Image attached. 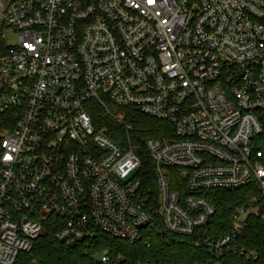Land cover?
<instances>
[{"label": "built area", "instance_id": "2783aa9c", "mask_svg": "<svg viewBox=\"0 0 264 264\" xmlns=\"http://www.w3.org/2000/svg\"><path fill=\"white\" fill-rule=\"evenodd\" d=\"M0 20V114L12 120L0 130V264H17L48 223L67 247L126 264L94 250L101 234L190 236L215 213L209 190L254 183L264 195V150L253 147L264 0H0ZM96 105L120 123L131 109L171 125L145 141L156 195L129 140L95 124ZM250 211L237 208L229 233L204 241L200 264L258 258L236 243Z\"/></svg>", "mask_w": 264, "mask_h": 264}, {"label": "trees", "instance_id": "16d2710c", "mask_svg": "<svg viewBox=\"0 0 264 264\" xmlns=\"http://www.w3.org/2000/svg\"><path fill=\"white\" fill-rule=\"evenodd\" d=\"M124 122L131 126L126 133L123 123L104 115L102 107L96 105L90 113L98 127L116 140L123 143L129 140L141 160L136 172L137 178L145 187H150L156 195V165L150 156L145 141L150 137H167L170 124L125 109ZM12 121V120H11ZM8 115L0 114V130L12 124ZM262 132L254 138L253 147L264 150V117L261 119ZM170 133V134H169ZM180 170L169 168L172 186L177 188ZM188 192L185 189V195ZM206 198L215 208V213L208 222L190 236L153 233L144 240L128 243L100 235L99 245L95 251L110 250L112 256H121L126 264H200L207 260L209 254L204 241L207 238L217 239L229 233L233 214L239 207H250L241 237L236 243L258 254V258L247 260L238 255H227L223 264H264V195L254 183L239 188H218L206 192ZM256 199V200H255ZM56 228L46 224L44 233L33 241L29 252L19 255L17 264H102L91 254H84L77 248H69L55 238ZM94 252V251H93ZM96 260V262H94Z\"/></svg>", "mask_w": 264, "mask_h": 264}, {"label": "rangeland", "instance_id": "374dc122", "mask_svg": "<svg viewBox=\"0 0 264 264\" xmlns=\"http://www.w3.org/2000/svg\"><path fill=\"white\" fill-rule=\"evenodd\" d=\"M3 28H4L3 22L2 20H0V29H3ZM6 35H7L6 37L7 44H14L16 42V34L12 29L6 30ZM96 257L99 258V254H97Z\"/></svg>", "mask_w": 264, "mask_h": 264}]
</instances>
